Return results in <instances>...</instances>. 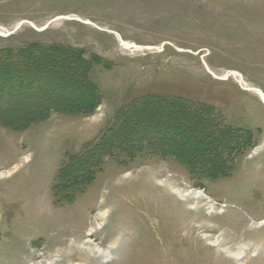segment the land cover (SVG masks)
Returning <instances> with one entry per match:
<instances>
[{
  "label": "rangeland",
  "instance_id": "374dc122",
  "mask_svg": "<svg viewBox=\"0 0 264 264\" xmlns=\"http://www.w3.org/2000/svg\"><path fill=\"white\" fill-rule=\"evenodd\" d=\"M31 44L80 51L101 100L22 130L0 124V264H264V0H0V57ZM46 77L37 72L39 84ZM68 87L13 90L0 114L27 116L61 93L84 99ZM121 113L137 132L112 137L125 152L81 190L56 191L66 158ZM223 127L249 145L196 148L222 140ZM205 161L231 168L212 176Z\"/></svg>",
  "mask_w": 264,
  "mask_h": 264
},
{
  "label": "trees",
  "instance_id": "16d2710c",
  "mask_svg": "<svg viewBox=\"0 0 264 264\" xmlns=\"http://www.w3.org/2000/svg\"><path fill=\"white\" fill-rule=\"evenodd\" d=\"M58 55H63L61 60L56 63V67L47 66L46 62L55 59ZM75 60L79 66H73L72 71L59 73L60 68L69 67L70 61ZM72 67V66H71ZM44 70L47 77L43 79V82L39 84L37 78V72ZM90 63L85 59L80 51L72 49L71 47H63L58 45L45 46L42 44H31L18 51H8L6 55L0 57V97L4 94H11L13 90L30 92L37 88L39 91L41 88L46 87L48 83L68 85V92L79 91V96L84 98L81 102L78 100L68 98L67 93H61L59 99L49 100L46 99L43 104L38 108L32 110L27 116H13L5 117L0 114V124L10 128H17L19 130L30 127L33 123L47 119L53 113L64 114H89L94 111L95 107L100 103L101 97L99 91L94 82L89 77ZM56 73V74H55ZM55 75V76H54ZM48 90H44V94H47ZM67 100V101H66ZM65 101V102H64ZM181 106V105H180ZM179 108L181 109V107ZM119 121L125 117V113H121ZM125 118L124 120H126ZM153 122L154 120H150ZM166 120L164 123L161 120H155L154 128L164 126L169 128L170 136L184 135L185 132L180 129L178 121L173 120L170 124ZM149 122V123H151ZM196 123V124H195ZM203 125L206 122L202 123ZM200 129V125L195 121L193 126L185 129L187 132ZM195 129V130H194ZM131 133H137L135 128L127 126L124 121L120 124L114 125L111 132H105L99 139L92 142L86 149L78 154L70 155L66 158L65 162L61 165L54 189L60 190L61 187L76 189L77 192L83 188L84 185L89 183L95 176V174L102 169L104 164V158L106 156H112L114 153L122 152L123 148H119L118 151L114 150L112 137L116 134H121L122 138ZM237 131L223 127L219 136H223L222 140H217V143L212 141V147L204 148L206 145L205 140H198L196 148L206 149L220 153L224 150H238L239 152L249 145L247 139L244 137L238 138L236 136ZM218 136V135H217ZM125 139V138H124ZM120 151V152H121ZM193 167L196 169L197 164L193 163ZM203 169L207 170V173L212 176L221 177L227 173L231 168V165L224 164V162L205 161L202 165ZM189 168H192V166ZM228 168V169H227ZM79 171L78 176L74 175V172ZM74 194V193H73Z\"/></svg>",
  "mask_w": 264,
  "mask_h": 264
},
{
  "label": "bare ground",
  "instance_id": "6f19581e",
  "mask_svg": "<svg viewBox=\"0 0 264 264\" xmlns=\"http://www.w3.org/2000/svg\"><path fill=\"white\" fill-rule=\"evenodd\" d=\"M118 34V36H119V38H120V40L125 44V45H128V46H130V44L128 43V42H126L123 38H122V36L119 34V33H117ZM136 47V46H135ZM208 68V67H207ZM241 80L243 81L244 79H243V77H241ZM259 93H260V95L262 96V98H263V100H264V92H262L261 90H259ZM194 195H197V196H201L202 194L200 193V192H198V193H195ZM6 196V195H5ZM11 204V203H10ZM3 205V204H2ZM4 205H5V203H4ZM6 206V205H5ZM43 207H44V205H43ZM12 209V208H11ZM43 210H45V209H43ZM2 211H5V209L4 210H2ZM56 211V210H55ZM54 211V212H55ZM0 214H1V212H0ZM106 214V213H105ZM14 217V216H13ZM2 220V219H1ZM3 220H4V218H3ZM3 220H2V222H3ZM13 220V219H12ZM11 220V221H12ZM28 222V221H27ZM5 223V222H4ZM5 225V224H4ZM3 225V226H4ZM6 226V225H5ZM71 229V228H70ZM7 235V234H6ZM11 236V235H10ZM65 238V237H64ZM74 246H76V247H85V243L84 242H82V240L81 239H79V240H77V241H75V242H73L72 243ZM61 249V248H60ZM89 249H91V246L88 244V246H87V250H89ZM67 258H68V261H72V256L71 255H69V256H67Z\"/></svg>",
  "mask_w": 264,
  "mask_h": 264
}]
</instances>
